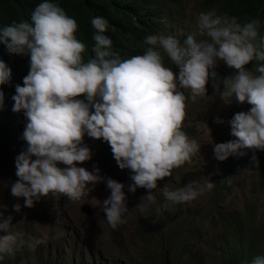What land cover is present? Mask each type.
Masks as SVG:
<instances>
[{"label":"clouds","instance_id":"1","mask_svg":"<svg viewBox=\"0 0 264 264\" xmlns=\"http://www.w3.org/2000/svg\"><path fill=\"white\" fill-rule=\"evenodd\" d=\"M169 16L145 37L148 47L142 55L122 58L112 50L103 17L92 18L89 30L81 33L79 21L54 0H41L30 22L0 27V44L16 54L8 65L0 60V143L10 145L17 177L14 181L0 166L13 202L0 207V261L5 255L18 261L16 251L25 245L35 250L42 243L12 231L15 213L34 208L42 198L61 197L80 202V212L91 223L72 227L67 240L62 236L55 243L50 237L45 244L69 248L72 264H85L94 251L108 264L125 261L128 242L109 236L128 224L125 185L102 176L96 165L90 171L78 166L93 156L84 142L87 136L121 179L130 176L128 191L152 190L157 200L159 208L148 218L150 229L132 224L133 231L139 230L135 244L153 242L157 248L154 257L137 253L141 262L136 264H165L168 257L182 264V256L187 257L184 264H206L239 226L249 230L254 250L240 264H264V228L257 223L256 202L220 217L225 236L201 260L190 247L195 233L176 231L177 221L203 230V218H190L191 207L184 203L210 191L206 216L214 217L251 162L254 194H264V0H177ZM111 32L133 38L123 30ZM214 90L227 110L216 121L222 123V139L210 149L215 167L208 176L187 181L183 170L194 175L203 147L186 123L199 97ZM175 172H180L178 185L165 186ZM101 182L102 218L85 199ZM48 248L42 247L37 264H57L41 255Z\"/></svg>","mask_w":264,"mask_h":264},{"label":"rangeland","instance_id":"2","mask_svg":"<svg viewBox=\"0 0 264 264\" xmlns=\"http://www.w3.org/2000/svg\"><path fill=\"white\" fill-rule=\"evenodd\" d=\"M193 11L195 12V10ZM225 69L229 72L234 70L238 72V70L228 66H225ZM217 88L219 89L220 86L217 85ZM219 96L220 94L218 91L214 90L209 95L199 97L201 100H199L198 103L196 102V107L190 112L188 122L186 123V129L189 131V135L195 138L203 149L200 163L195 169L194 175L192 172L188 173L185 169L183 170V174L187 181L195 180V177L200 179L203 176H208L215 167L210 149L212 144L222 139V136L220 135L222 131V123H217L216 121L217 118L221 120L220 116L227 114V110L225 109L226 106ZM84 142L92 150L93 156L90 161H86L78 166L85 167L90 171L93 165H96L100 169L102 176L110 177L125 185L124 192L126 194V203L128 207V212L125 216L128 224H126L122 230L112 231L109 234L112 239H123L128 242V255L122 264L140 263L141 257H138L136 255L137 253H146L154 257L157 252L155 243L135 244V241L139 237V230L135 229L133 231V225H143L150 229L148 218L154 216L159 208L156 205L157 200L154 193L149 194L152 190H147L141 187H137L135 192L128 191V186L132 183L130 176L125 178L126 180L121 179L117 171L114 169V165L107 159L106 155L102 154L101 150L96 147L94 138L85 136ZM261 163L264 167V155L261 157ZM60 166L63 167V165ZM183 166L184 165L181 167ZM255 171V166L251 162L247 171L235 181L233 192L227 199L226 205H224L220 211H216L214 217L206 216L207 201L210 191H205L190 203H184L185 207H191L189 212L190 218H203V230H199L192 226L188 228V226L183 224L182 221L176 222V231L179 235L189 234L192 231L195 233V236L192 238L193 245H190V247L198 256V260H201L206 253H211L212 249L216 247L215 243L224 238L225 228L220 219L224 214H235L233 210H244L248 204L256 202L259 206L257 223L264 228V194H254L257 192L255 189ZM179 182L180 172H175L171 180L165 183V186H175L178 185ZM102 183L103 182L98 183L95 186L94 190L96 189V191L94 194L91 195L90 192L85 198L93 205V207L99 210V216L101 218L104 214L100 199L104 196L105 192L104 186H99ZM94 190L92 192H94ZM9 193V182L0 172V207L4 204L10 206L13 205ZM148 195L151 196V201L149 200ZM28 209L29 208L27 207H23L20 213H15V217L12 221V231L22 232L25 237L39 238L42 243L39 244L35 250H29L25 245L15 252L20 255L18 261H15L13 255H5L3 261H0V264H37L36 262L39 259L42 247L46 245H48L49 248L46 253H41V255L50 256V262H57V264H72L73 260L69 248H66L63 245L45 243L50 237H53L55 243L56 240H59L62 236L67 240V238L72 235V227L85 226L91 223V220L80 212V202H73L64 197H61L59 201H54L50 198H42L35 204L34 208L30 210ZM180 218L185 219V216L180 213ZM68 222H70L69 225H67ZM2 234L3 233H0V235ZM11 257L13 260L10 259ZM186 258V256L180 257L182 264L186 262ZM92 262H94V264H108L107 261L99 257L97 251H94L92 258L84 261L85 264H92Z\"/></svg>","mask_w":264,"mask_h":264},{"label":"trees","instance_id":"3","mask_svg":"<svg viewBox=\"0 0 264 264\" xmlns=\"http://www.w3.org/2000/svg\"><path fill=\"white\" fill-rule=\"evenodd\" d=\"M40 2L41 0H0V27L9 25L13 21L30 22L31 13ZM54 2L65 11L66 15L74 16L79 21L81 33L89 30L92 18L99 16L107 21L111 31L123 30L124 34L132 35V39H121L110 31L112 50L122 58L126 55L143 54L148 47L144 44L145 37L152 35L163 26L161 19L170 18L169 13L177 0H54ZM94 33L95 31L88 36L91 37ZM86 43L90 46L92 41L86 39ZM15 56L16 54H9L6 47L0 44V60L6 64L12 63ZM8 130L10 129L5 128V131ZM10 149L9 144L0 143V166L15 181L17 177L10 164ZM227 229L231 231L232 226H227ZM235 231L242 235L237 236ZM235 231H232L234 232L232 237L221 243L217 258L208 259L206 264H223V262L240 264L253 255V239L250 238L249 230L245 231L239 226ZM165 264L177 263H171L168 257Z\"/></svg>","mask_w":264,"mask_h":264},{"label":"bare ground","instance_id":"4","mask_svg":"<svg viewBox=\"0 0 264 264\" xmlns=\"http://www.w3.org/2000/svg\"><path fill=\"white\" fill-rule=\"evenodd\" d=\"M121 1V0H120ZM128 4V3H127ZM101 12V11H100ZM103 13V12H102ZM135 13H136V11H135Z\"/></svg>","mask_w":264,"mask_h":264}]
</instances>
